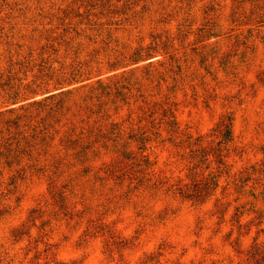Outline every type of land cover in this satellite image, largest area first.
Returning a JSON list of instances; mask_svg holds the SVG:
<instances>
[{
    "label": "rangeland",
    "instance_id": "1",
    "mask_svg": "<svg viewBox=\"0 0 264 264\" xmlns=\"http://www.w3.org/2000/svg\"><path fill=\"white\" fill-rule=\"evenodd\" d=\"M0 264H264V0H0Z\"/></svg>",
    "mask_w": 264,
    "mask_h": 264
},
{
    "label": "trees",
    "instance_id": "2",
    "mask_svg": "<svg viewBox=\"0 0 264 264\" xmlns=\"http://www.w3.org/2000/svg\"><path fill=\"white\" fill-rule=\"evenodd\" d=\"M117 76V74H113V77ZM81 89H83L82 94H80V98L82 102H75V104H79L80 107L91 108V105H97L100 110H103L108 101L113 103L116 102L117 98L122 99L123 101H127L128 95L127 90L129 89L125 85H119L118 83H111L109 80L104 78H98L95 81H90L84 85H82ZM77 88H69V89H61L56 93H51L41 99H34L27 104L21 105L19 109H29L33 108L36 110H45L49 115H55L56 113H64L67 111L68 96L69 99L75 94L78 93ZM73 101V100H72ZM16 108L8 109V112H15ZM27 141L26 143H28ZM49 143L47 139L42 138L40 144L45 145ZM28 146H34L32 144ZM9 152L11 149H7Z\"/></svg>",
    "mask_w": 264,
    "mask_h": 264
}]
</instances>
